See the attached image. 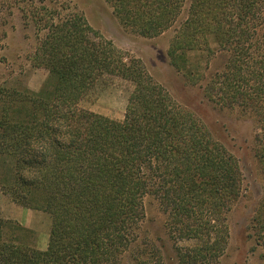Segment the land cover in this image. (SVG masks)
I'll use <instances>...</instances> for the list:
<instances>
[{
	"label": "trees",
	"instance_id": "1",
	"mask_svg": "<svg viewBox=\"0 0 264 264\" xmlns=\"http://www.w3.org/2000/svg\"><path fill=\"white\" fill-rule=\"evenodd\" d=\"M185 1L111 2L118 23L136 35L173 29L170 66L185 84H199L203 99L255 117L262 136L254 153L262 163L264 0H187L184 10ZM45 13L35 18L42 34L34 60L49 78L38 92L0 88V155L11 160L2 192L47 213L49 237L40 251L25 241L29 229L0 218V264H120L136 241L147 195L158 199L176 240L196 243L179 253L180 264L216 263L243 190L237 158L82 14ZM105 77L133 86L121 121L79 107ZM250 232L264 261V209L255 211Z\"/></svg>",
	"mask_w": 264,
	"mask_h": 264
},
{
	"label": "rangeland",
	"instance_id": "2",
	"mask_svg": "<svg viewBox=\"0 0 264 264\" xmlns=\"http://www.w3.org/2000/svg\"><path fill=\"white\" fill-rule=\"evenodd\" d=\"M111 1L115 0H0V88L38 92L49 78L48 71L34 60V51L42 34L35 27L36 16L46 11L49 13L44 15L53 17L82 14L98 37L111 41L129 57L140 60L176 102L198 114L211 133L237 158L243 179L242 195L227 215V246L214 264H264L261 249L250 237V221L257 209H264V161L260 163L254 153L255 141L262 132L255 117L239 109H221L203 99L199 84H185L182 76L169 64L166 53L173 29L152 38L136 35L118 23ZM187 4L186 0L184 10ZM223 56L220 54L211 61V70L220 66ZM191 60L198 65L192 55ZM132 90L131 83L125 80L105 77L84 95L79 107L121 121ZM10 165L11 160L0 155V218L23 226V221L20 223L16 218L23 220L28 215V227L25 228L32 234L25 236V241L44 251L50 216L20 207L2 192ZM143 206L145 213L136 232V241L121 257L120 264H180L179 253L194 248L195 241L176 240L156 197L145 196ZM12 209L20 211L19 217Z\"/></svg>",
	"mask_w": 264,
	"mask_h": 264
},
{
	"label": "crops",
	"instance_id": "3",
	"mask_svg": "<svg viewBox=\"0 0 264 264\" xmlns=\"http://www.w3.org/2000/svg\"><path fill=\"white\" fill-rule=\"evenodd\" d=\"M12 211H15V214H16V216L17 217H19V215H20V211L18 210V209H12ZM24 214H26V213H24ZM24 216V215H23ZM28 215H25L24 216V218H23V220H21V219H18V218H16V220L17 221H20V223H21V221H23L22 223H23V226L24 227H28V224H27V220H28V217H27Z\"/></svg>",
	"mask_w": 264,
	"mask_h": 264
}]
</instances>
